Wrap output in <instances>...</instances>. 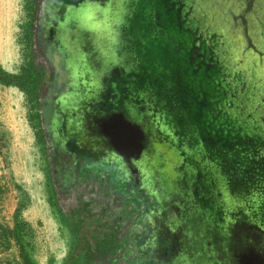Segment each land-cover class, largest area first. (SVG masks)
<instances>
[{"label": "rangeland", "instance_id": "obj_1", "mask_svg": "<svg viewBox=\"0 0 264 264\" xmlns=\"http://www.w3.org/2000/svg\"><path fill=\"white\" fill-rule=\"evenodd\" d=\"M191 1L0 0V67L33 16L43 74L0 84V264H264V56L231 70Z\"/></svg>", "mask_w": 264, "mask_h": 264}, {"label": "water", "instance_id": "obj_2", "mask_svg": "<svg viewBox=\"0 0 264 264\" xmlns=\"http://www.w3.org/2000/svg\"><path fill=\"white\" fill-rule=\"evenodd\" d=\"M168 0H157L158 4H163L166 7V2ZM183 1V0H181ZM193 4H199L203 1L208 4L198 5L197 10L199 20L204 23V19L207 21V24H204L205 27L203 29V33H212V36L217 40V51L216 57L221 60L222 63L230 64L231 70H235L238 66V63H241L246 52H250L249 58H246L250 61V57L252 55L256 56L258 59L260 56H264V18L258 16L260 13L259 2L256 0H192ZM191 1V2H192ZM255 5V7H254ZM161 8V7H160ZM159 8V10H160ZM165 15V24L169 22V26H171L173 22V16L169 13V10L166 9L160 11V16ZM168 28V26L166 27ZM172 37V36H171ZM175 39L181 40L177 35H175ZM175 40V43L177 42ZM262 43V44H261ZM179 48L181 43L179 42ZM188 46L184 50H182V54H180L179 59L181 60L180 66L183 67L182 70V84L183 91L185 94H189L190 100H193L195 96L192 93V87L187 86L185 82L196 83L197 92H200L201 82H204L205 79H201L199 77V67L190 70L189 67L191 65L190 55L192 51ZM221 47V48H219ZM225 48V49H223ZM228 52V53H227ZM259 56V57H258ZM238 58V60L234 61V58ZM226 59V62H225ZM192 63V62H191ZM240 65V64H239ZM248 67V66H247ZM244 68V67H243ZM252 72V75H259V70L254 69V67L248 69L244 68V72ZM182 91V92H183ZM199 104V103H198ZM201 104V102H200ZM193 121V119H192ZM220 140V138L218 139ZM224 143V142H223Z\"/></svg>", "mask_w": 264, "mask_h": 264}, {"label": "trees", "instance_id": "obj_3", "mask_svg": "<svg viewBox=\"0 0 264 264\" xmlns=\"http://www.w3.org/2000/svg\"><path fill=\"white\" fill-rule=\"evenodd\" d=\"M30 1L33 2L31 4L34 7L36 0ZM33 20V16H30L24 32V45L27 53L23 55L25 63L21 66L19 72L9 73L0 67V84L19 89L24 94L26 101L31 104V108H33L34 103L39 100L40 89L43 85V83H41L43 79L42 67L36 61L37 54L34 47L35 31Z\"/></svg>", "mask_w": 264, "mask_h": 264}, {"label": "flooded vegetation", "instance_id": "obj_4", "mask_svg": "<svg viewBox=\"0 0 264 264\" xmlns=\"http://www.w3.org/2000/svg\"><path fill=\"white\" fill-rule=\"evenodd\" d=\"M262 1L263 0H258V2H259V6H260V13L258 14V16L259 17H261V18H264V2L262 3ZM250 2H252V0H250ZM262 6V7H261ZM264 34V33H263ZM262 44V43H261ZM262 46H263V44H262ZM210 52H212V51H210Z\"/></svg>", "mask_w": 264, "mask_h": 264}, {"label": "bare ground", "instance_id": "obj_5", "mask_svg": "<svg viewBox=\"0 0 264 264\" xmlns=\"http://www.w3.org/2000/svg\"><path fill=\"white\" fill-rule=\"evenodd\" d=\"M88 6H89V4H88ZM73 18V17H72ZM73 20V19H72Z\"/></svg>", "mask_w": 264, "mask_h": 264}]
</instances>
